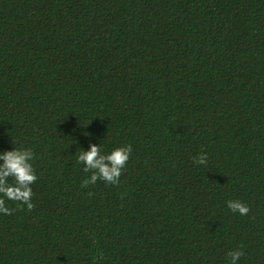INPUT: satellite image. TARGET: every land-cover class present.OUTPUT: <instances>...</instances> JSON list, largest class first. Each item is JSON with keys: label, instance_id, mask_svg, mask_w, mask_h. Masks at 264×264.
<instances>
[{"label": "trees", "instance_id": "1", "mask_svg": "<svg viewBox=\"0 0 264 264\" xmlns=\"http://www.w3.org/2000/svg\"><path fill=\"white\" fill-rule=\"evenodd\" d=\"M129 144L118 186L81 187L80 151ZM22 147L35 209L5 201L0 264H264V0H0Z\"/></svg>", "mask_w": 264, "mask_h": 264}, {"label": "clouds", "instance_id": "2", "mask_svg": "<svg viewBox=\"0 0 264 264\" xmlns=\"http://www.w3.org/2000/svg\"><path fill=\"white\" fill-rule=\"evenodd\" d=\"M133 149L129 144L124 147L114 149L110 154H102L101 147L91 146V150L80 151L77 156V163L84 165L83 171L91 173L90 179H85L81 187H87L89 184H95L98 180L105 184L118 186L123 170ZM34 152L30 148H15L13 151H5L0 155V214L12 215L13 209L5 206V201L17 203L18 208L23 211L26 205L28 211H33L35 205L32 203L33 191L32 185L38 180L32 161ZM207 155H200L193 158V163L197 165H206ZM9 180L12 183H9ZM89 196L93 193H89ZM228 208L233 213H239L242 216L248 215L250 208L239 201H228ZM243 246L241 245L240 248ZM245 253L241 250L230 251L228 257L231 264H238V261Z\"/></svg>", "mask_w": 264, "mask_h": 264}]
</instances>
